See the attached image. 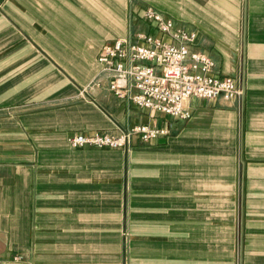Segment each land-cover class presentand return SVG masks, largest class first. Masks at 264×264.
<instances>
[{
  "label": "crops",
  "instance_id": "crops-1",
  "mask_svg": "<svg viewBox=\"0 0 264 264\" xmlns=\"http://www.w3.org/2000/svg\"><path fill=\"white\" fill-rule=\"evenodd\" d=\"M148 8L197 34L240 104L191 98L183 120L111 91L98 57L156 35ZM141 125L168 134L68 143ZM237 212L241 264H264V0H0V264H123L128 228L132 264H236Z\"/></svg>",
  "mask_w": 264,
  "mask_h": 264
},
{
  "label": "built area",
  "instance_id": "built-area-1",
  "mask_svg": "<svg viewBox=\"0 0 264 264\" xmlns=\"http://www.w3.org/2000/svg\"><path fill=\"white\" fill-rule=\"evenodd\" d=\"M141 18L153 25L157 34L138 33L106 45L98 62L112 75L111 91L120 99L165 117L187 120L185 107L191 98L242 102L243 90L238 80L220 77L216 62L207 53L192 50L197 34L177 27L173 20L152 8ZM170 38V42L163 38ZM163 129L147 125L128 129L120 136L93 133L68 139L72 149L97 148L129 150L134 138L145 143L167 135Z\"/></svg>",
  "mask_w": 264,
  "mask_h": 264
},
{
  "label": "rangeland",
  "instance_id": "rangeland-1",
  "mask_svg": "<svg viewBox=\"0 0 264 264\" xmlns=\"http://www.w3.org/2000/svg\"><path fill=\"white\" fill-rule=\"evenodd\" d=\"M240 203H243V195L241 194L240 197ZM127 216V221H130V213L127 211L126 213ZM236 264H241L242 261V253L244 251V232H243V227L242 223L240 220H243V215L242 212H237L236 213ZM125 220V218H124ZM239 222V224H238ZM129 224V223H128ZM239 225V226H238ZM133 246L131 245V240H130V233H129V228L128 231L124 233V242H123V264H132V259H131V249Z\"/></svg>",
  "mask_w": 264,
  "mask_h": 264
}]
</instances>
